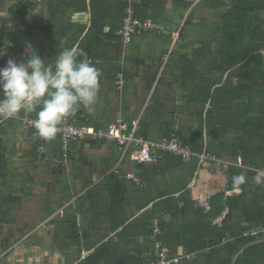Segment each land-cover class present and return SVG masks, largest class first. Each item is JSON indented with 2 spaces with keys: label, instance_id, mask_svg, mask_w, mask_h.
I'll use <instances>...</instances> for the list:
<instances>
[{
  "label": "crops",
  "instance_id": "0c3cea01",
  "mask_svg": "<svg viewBox=\"0 0 264 264\" xmlns=\"http://www.w3.org/2000/svg\"><path fill=\"white\" fill-rule=\"evenodd\" d=\"M8 1L9 7L7 0H0V52L6 53L0 55V68L9 59L26 61L29 46L46 62L54 60L45 29L50 0ZM18 3L26 4L21 16L10 12ZM35 4L42 6L44 15L30 14ZM228 4V0H138V17L155 21L160 33L136 37L125 50L105 37L108 27L105 35L88 37L86 45L93 54L85 55L100 71L98 99L91 110L81 107L75 113L96 128L117 119L138 120L139 134L148 141L159 142L175 133L202 146L197 154L215 160L177 161L165 156L139 167L115 143L82 141L64 152L59 137L39 141L33 132L23 131L21 119L30 115L0 119V264H117L102 247L116 240L123 227L115 232L111 228L126 219L125 224L168 198L186 196L194 204L220 193H240L226 191L229 165L241 164L240 158L228 154L230 140L237 134L228 127L231 120L224 112L231 110L232 116L241 101L228 98L227 93L237 92L235 82L228 79L232 70L222 74L217 63L227 59L214 55L223 43L222 17ZM54 13V20L62 14ZM90 18L89 11L63 13L66 37L75 38L78 27L85 25L82 40ZM61 32L62 24L57 23L54 38ZM206 50L213 56L201 53ZM119 73H123L121 87L116 85ZM209 108L219 129L215 127L207 138L202 124ZM208 145L221 156L207 153ZM110 187L119 191L115 202L108 195ZM183 204L179 202L180 207ZM227 213L215 224L221 225ZM128 251L135 254V244Z\"/></svg>",
  "mask_w": 264,
  "mask_h": 264
},
{
  "label": "trees",
  "instance_id": "16d2710c",
  "mask_svg": "<svg viewBox=\"0 0 264 264\" xmlns=\"http://www.w3.org/2000/svg\"><path fill=\"white\" fill-rule=\"evenodd\" d=\"M228 1L229 4L222 17V46L215 54L209 50L201 53L205 52L211 56L220 55L227 59L217 63L222 74L232 70L228 79L232 84L235 82L234 88L237 92L232 90L227 95L229 99L241 101L240 107L234 110L232 116L230 114L227 116L229 121L231 120L228 127H234L237 134L230 140L228 154L234 159L240 158L242 163L240 166L229 165L226 190L227 192L239 190L240 193L231 196H226L225 193L215 195L208 212L195 209L193 202L186 196H181L178 199L168 198L154 204L139 218L127 224L125 222L129 219H126L111 228V232H115L117 228L123 227L116 235L117 241L110 239L102 247L109 255L113 254L111 259L116 260L117 264H149L157 260L159 252L176 255L179 249L185 253H198L193 261L183 264H264V240L241 237L244 231L264 225V184L257 185L253 179L257 170L264 167V19L262 18L264 0ZM53 2L54 0H50V22L45 29L46 32L48 31L54 56L65 48H77L88 54L87 57H91L93 50L89 52L86 45L87 38L94 33L96 36L105 35L103 33L106 27L109 28V32L105 37L119 44L116 32L122 27L125 16L123 0H111L108 4L105 0L104 4L101 0H55V5ZM218 5L224 6L225 3ZM24 6L26 7V4ZM24 6L18 3L10 12L21 16L20 9ZM68 10L75 13L89 11L91 15L90 29L86 36L81 40L86 30V26L81 25L78 27L77 36L71 39L72 43L66 37L68 23L65 24L61 20L62 14L67 13ZM58 11L62 14L54 20L56 17L54 12ZM136 15L140 16L138 7H136ZM57 23L62 24V32L54 38V27ZM252 41L255 44H251ZM209 98L213 99L210 94ZM80 116V114L72 115L84 123ZM30 117L35 118V115L31 114ZM215 121L214 110L209 108L206 123L202 124L207 138L213 136L215 127L219 125L218 121ZM182 141L195 153L202 150V146L194 145L190 140ZM208 146L207 153L221 156L219 152H213L212 145ZM165 156L170 157V155ZM175 160L180 159L175 158ZM138 166L140 167L141 164ZM241 173L246 175V183L235 188L232 178ZM110 178L111 176L107 181ZM118 194L119 191L114 190L113 187L108 189L112 202L118 200ZM179 202L184 203L182 207L179 206ZM144 208L146 206L141 209ZM226 210L230 213L228 228L215 224ZM153 221H156V227L159 229L158 235L152 226ZM228 237L232 240L227 242ZM133 244L136 246L135 254L128 251V247ZM121 245L125 248V255L120 253Z\"/></svg>",
  "mask_w": 264,
  "mask_h": 264
},
{
  "label": "clouds",
  "instance_id": "9594fccd",
  "mask_svg": "<svg viewBox=\"0 0 264 264\" xmlns=\"http://www.w3.org/2000/svg\"><path fill=\"white\" fill-rule=\"evenodd\" d=\"M35 5L30 14L44 15L42 6ZM29 51L26 61L9 59L0 68V119L34 114L31 123L36 135L50 141L79 108L91 110L96 104L100 71L77 48H65L51 62L31 46ZM79 56L85 58L78 59ZM253 179L257 185L264 184V170H257ZM232 181L233 187L239 188L246 183V175H234Z\"/></svg>",
  "mask_w": 264,
  "mask_h": 264
},
{
  "label": "built area",
  "instance_id": "2783aa9c",
  "mask_svg": "<svg viewBox=\"0 0 264 264\" xmlns=\"http://www.w3.org/2000/svg\"><path fill=\"white\" fill-rule=\"evenodd\" d=\"M125 3V16L123 18L122 27L116 32L119 38V44L122 50L130 45L136 37L144 34L157 31L160 33L158 24L151 19H140L136 15L137 0H123ZM123 73L117 75L116 85L121 87L123 85ZM81 119L83 116L80 117ZM34 118L21 119V126L24 132H33L36 135V130L31 121ZM139 121L134 120L126 122L122 119H117L103 128H96L79 121V119L70 116L60 125V132L57 134L64 152L75 143L85 142H104L115 143L121 148L123 154L129 160L137 164H156L163 156L170 155L176 159L188 161L197 158L202 161L205 158L214 159L209 154L199 155L195 153L191 147L184 144L177 134L172 133L168 138L162 139L159 142L148 141L139 134ZM37 140H44L36 135ZM241 164V159L238 160ZM228 166V165H227ZM264 170V167L261 169ZM127 177L138 180L132 175ZM195 209L208 212L211 208V199L207 198L205 201L197 200L194 203ZM155 233L159 234V229L156 227V221L152 222ZM243 238H255L264 240V225L244 231L241 234ZM232 238L228 237L226 241ZM198 253L179 252L176 255H169L167 252L161 251L158 253L157 260L149 264H183L193 261Z\"/></svg>",
  "mask_w": 264,
  "mask_h": 264
},
{
  "label": "water",
  "instance_id": "95a60500",
  "mask_svg": "<svg viewBox=\"0 0 264 264\" xmlns=\"http://www.w3.org/2000/svg\"><path fill=\"white\" fill-rule=\"evenodd\" d=\"M230 219V214L227 213L224 215L223 219L221 220V226H223L224 228H228V220Z\"/></svg>",
  "mask_w": 264,
  "mask_h": 264
},
{
  "label": "rangeland",
  "instance_id": "374dc122",
  "mask_svg": "<svg viewBox=\"0 0 264 264\" xmlns=\"http://www.w3.org/2000/svg\"><path fill=\"white\" fill-rule=\"evenodd\" d=\"M14 1H18V0H11V2H13L14 3ZM15 4V3H14ZM7 7H9L10 6V3H9V1L7 0ZM233 112H232V114L234 113V110H232ZM230 112H231V110H227V111H225L224 113H225V116H226V114H227V116H230L229 114H230ZM230 128V127H229ZM228 128V129H229ZM231 130H233L234 131V127H231ZM230 131V130H229Z\"/></svg>",
  "mask_w": 264,
  "mask_h": 264
}]
</instances>
